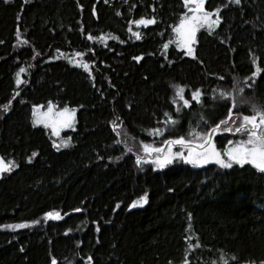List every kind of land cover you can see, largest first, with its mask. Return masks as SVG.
<instances>
[{"label":"trees","instance_id":"16d2710c","mask_svg":"<svg viewBox=\"0 0 264 264\" xmlns=\"http://www.w3.org/2000/svg\"><path fill=\"white\" fill-rule=\"evenodd\" d=\"M204 10L219 23L197 33L189 57L163 50L181 0H0V159L15 164L0 177V264H264V173L137 164L143 146L202 143L195 133L222 120L218 149L246 141L233 127L264 110V0H204ZM237 79L248 85L239 106L227 95ZM48 103L76 111L66 147L30 122ZM16 224L28 226L5 227Z\"/></svg>","mask_w":264,"mask_h":264},{"label":"snow or ice","instance_id":"6c2138e0","mask_svg":"<svg viewBox=\"0 0 264 264\" xmlns=\"http://www.w3.org/2000/svg\"><path fill=\"white\" fill-rule=\"evenodd\" d=\"M5 3H8V0H4ZM185 4L188 3V0H184ZM196 3V9H194V12L197 13L193 17H191V20H194L195 23L188 26L187 28L184 27V21H181L180 25H177L175 28L172 29L174 33H177V47L178 48H184V55L185 56H191L192 55V49L190 45L193 42V37L195 36V33L197 31V28L203 27L207 25L210 29L215 25L218 24L219 21H213L209 20V16L211 13L206 12L201 7L204 3V0H194ZM233 3H236V0H233ZM119 15V13H117ZM135 23L137 25H151L154 23L153 19H139L136 20ZM134 35H136L134 33ZM91 39V37H89ZM112 39H116V37H112ZM137 39H139V36H137ZM165 48L168 47V44L164 45ZM136 60H140L141 58L139 56L135 57ZM253 64L255 65V61H253ZM20 71H23L21 69ZM257 75L256 72L252 73V76L255 77ZM222 79V78H221ZM17 83H20L19 79H17ZM248 87L246 84H242L241 81L238 79L234 81L233 83V91L227 93V95L235 102L237 106H239L240 102L243 100V96L240 95L243 91V88ZM184 92V89L177 86L176 92H175V98L177 101H180L183 105V108H188L190 105V101L188 99H185L182 95ZM201 90L196 89L195 91L191 92V101H195L196 104L201 103ZM221 97L225 96L224 92L220 93ZM4 111H7L5 108ZM49 111H51V105H49ZM71 111H74L71 110ZM253 115H242L239 118V126L235 128V132H243L247 131L248 139L241 142H236V146L232 148H227L223 152H218L216 150V147L213 145L212 141V135L217 132V129L220 127V124H226V121H220L219 124H216L214 127H212L207 134H201L199 132L195 133V135L198 137L202 143L197 144V148L194 151L191 141H187L184 138H177V139H169L165 140L164 144L168 146V151L164 152L161 148H151L148 146H144V152L147 155H151L152 153H158V155L155 159H149L144 162L146 163H152L155 166L159 168H163L166 164H170L175 159H183L185 163L188 164H207L210 161L215 162L220 166V168H230L232 166V163L236 165H243L245 163L251 164L253 167L257 168L260 172L264 173V110L261 108L256 107L253 105L252 107ZM229 115L232 114V108L228 107ZM65 113H69V109L65 108L60 113H58V116L64 115ZM33 115H36V109H33ZM47 115V114H45ZM167 116L168 114L165 113ZM169 123H174L175 121L170 120ZM36 121L34 120V125ZM61 126L63 127H70L71 126V115L69 114L64 120L61 122ZM45 126L47 127V123H45ZM224 132H230L232 129L230 126H226L224 129ZM53 132H56V127L53 126ZM226 139V137H225ZM233 141L229 140L228 144H232ZM62 144L66 145L65 141H62ZM173 145H179L181 148L186 147L187 148V156H184L180 151H177L173 153L171 151ZM35 156L36 154L33 153ZM221 156L227 157L228 161L231 163H225ZM137 164H141V160L137 159ZM15 167V164L13 161L9 160L8 165L6 166L2 160H0V173L10 172ZM145 201V197L141 196L139 198V202L134 201L132 204H129V208H132L137 205V203L142 204ZM79 211V209H77ZM51 218H57L58 214L54 213H45V219ZM5 227H8L9 229H19L23 227H27V224H16V225H7ZM52 264H56L55 261H52Z\"/></svg>","mask_w":264,"mask_h":264},{"label":"rangeland","instance_id":"374dc122","mask_svg":"<svg viewBox=\"0 0 264 264\" xmlns=\"http://www.w3.org/2000/svg\"><path fill=\"white\" fill-rule=\"evenodd\" d=\"M181 1H182V4H183L184 13L179 17V19L176 22V24L172 26V29L175 28L177 25H180L182 20L184 21V27L185 28H187L188 26H190V25L195 23V21L191 20L190 18L197 14V13L194 12V9H196V3L194 2V0H188L187 4H185L184 0H181ZM201 7L204 10V3H203V5ZM209 13H211V15L209 16V20H213V21L218 20L219 21L218 11H213V12H209ZM135 26H140V25H137L135 23ZM217 26H218V24H215L211 29L207 25L197 28L195 36L193 37V42L190 45V47L192 49V55L189 56V57H192L194 55V43H195V40H196L197 33L200 30L201 31L203 30V31H205L207 33H211V32H213L215 30V28ZM171 33H172L171 38H169L168 40H166L163 43V50L166 51L170 46H174L176 49L184 52V48H178L177 47V43H176V41H177V33H174L172 30H171ZM101 39H103V38H101ZM165 44H168L167 48L164 47ZM56 57H60V59H63L65 61H67L69 64H71L73 66H77V67H80L82 69L84 68V70L85 69H87V70L89 69V66L85 63V61H84V59H83V57H82V55L80 53L68 54V53H65V52H63V53L60 52V53L56 54ZM20 73H21V71L19 70L15 74V81H16L17 85H19V83H17V79H19V81H20V78H21L20 77ZM49 105H51V111H49ZM33 109H36V115L35 116L33 115ZM63 109H65V108H59L54 103H48L46 105L33 106V107L30 108V122L32 123L33 126L41 127V128H43V129H45L47 131V133H48V135H49V137H50V139L52 141V144H53L54 148H56V149H60L62 147H66V146H68L70 144V141L67 138H63L62 137V133L64 131L73 130L74 127H75V114H76V111L75 110L71 111L73 109L67 108V109H69V113H65L64 115L58 116L57 114L60 113ZM45 114H47V115H45ZM69 114L71 115V126L70 127L61 126L60 122L62 120H64ZM34 120L36 121L35 125H34ZM45 123H47V125H48L47 127L45 126ZM53 126L56 127V132L55 133L53 132ZM235 128H237V126L233 127L234 133H235ZM241 133H245V137L248 138L247 131L239 132V133H237V135L239 136ZM216 134H217V132L215 134H213L211 138H212V141H213V145H214V147H216V150L218 152H223L227 148H232V147L236 146V144H232V145L228 144L223 149H221V150L218 149L217 146H216V142H215V140L213 138ZM62 141H65L66 145L62 144ZM243 142H241V143H243ZM191 144H192L193 150L195 151L196 148H197L198 142H191ZM145 146H148V147H151V148L159 147L164 152L168 151V146L165 145V144H163V145L148 144V145H145ZM171 151L173 153H175L177 151H180L184 156H187V154H188L187 153V148L186 147L181 148V146H179V145H173ZM141 153H142V159H140L141 163H144V161L149 160V159H155L158 155H160L158 153H152L150 156L145 154L144 146H143V149H142ZM221 159L225 163H231L230 161H228L227 157L221 156ZM174 162H176V163H185L183 159H175V158H173L171 163H174ZM3 163L6 166L8 165V162H6V161H3ZM185 164H188V163H185ZM209 164H214V165H217L218 167H220L218 164H216L213 161H210L207 164H200V165L188 164V165H190L191 167H194V168H200V167H203V166L209 165ZM245 164H248V163H245ZM167 165H169V164H166L163 168H165ZM233 165H235V164L232 163V166ZM249 165H251V164H249ZM151 166H152V168L154 170H162L163 169V168H159V167L155 166L152 163H151ZM223 169H227V168H223ZM3 174L4 173H0V177ZM134 201L139 202V199L134 200ZM134 201H132L130 204H132ZM145 202H146V197H145V201L142 204L137 203L136 206H134L132 208H129V209H134V208H137V207L144 206ZM27 226H28V224H27ZM13 229H15V228H13Z\"/></svg>","mask_w":264,"mask_h":264},{"label":"water","instance_id":"95a60500","mask_svg":"<svg viewBox=\"0 0 264 264\" xmlns=\"http://www.w3.org/2000/svg\"><path fill=\"white\" fill-rule=\"evenodd\" d=\"M52 261H55V262H56V260H55V259H52V260H51V262H50V264H52ZM56 264H57V263H56Z\"/></svg>","mask_w":264,"mask_h":264}]
</instances>
